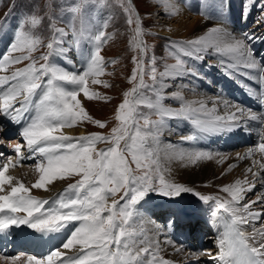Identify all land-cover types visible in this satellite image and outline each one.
I'll list each match as a JSON object with an SVG mask.
<instances>
[{
    "label": "snow or ice",
    "instance_id": "obj_1",
    "mask_svg": "<svg viewBox=\"0 0 264 264\" xmlns=\"http://www.w3.org/2000/svg\"><path fill=\"white\" fill-rule=\"evenodd\" d=\"M82 3L99 7L105 0H82ZM246 9L258 10L264 16V0H243L242 20ZM124 11L128 14V25H136L131 43L146 56L148 46L143 39L142 20L138 13L133 18L130 6ZM201 11L203 13V9ZM80 12L81 5L72 8L74 18ZM41 21L42 18L36 15L22 18L15 26L6 50L0 53V70L5 72L9 65L29 61L25 67L0 76V115L6 119L7 125L18 126L16 135L22 141L4 144L3 138L9 133L7 125L0 122V146L9 148L15 154L14 157H5L0 153V233L22 226L41 234L61 233L65 229L68 232L60 246L44 256L27 255L24 259V253L10 255L6 250H0V264H175L158 255V241L140 238L130 221L135 217L136 206L150 195L178 202L186 194L209 205V224L215 228L222 223L223 231L219 234L220 251L214 257L206 250L189 247L183 242L175 247V251L185 254L184 264H200L203 256H209L220 264H264V227L246 230V226L264 217V212L252 207L258 202L264 204V195L244 203L246 194L256 187L254 181H264V177L249 167L247 171L252 172L254 179L245 177L224 185L221 191L227 197L202 194L195 187L167 180L159 158L145 148L146 138L157 139L166 121L171 119L190 121L191 134L181 138L189 142H197L209 135L243 134L248 132V122L254 121L258 125V141L243 156L236 153V157L238 160L248 159L258 152L264 159V57L258 61V53L254 49V43L264 44V35L256 31L236 35L221 23L208 28L195 39L172 40L171 37H164L176 63L166 65L164 72L160 73L161 77L167 78L191 76L203 80L201 68L205 65L216 67L208 65L207 60V57L215 58L229 78L244 75L257 84L258 90L252 91L261 106L260 111L242 108L223 99L222 95L188 101L179 91L171 94L180 102L177 108L161 104L159 95L156 102H152L142 92L143 88L149 87L144 81V61L133 57L137 65L130 77L133 87L124 93L125 98L115 113L118 126L112 128L109 134L92 132L77 137L67 134L64 129L84 121L100 128L106 127L105 121L93 119L88 114L79 97L83 94L86 99L93 100L101 96V93L90 89V81L109 86L107 81L99 79L105 74L106 64L114 63L106 61L102 55L109 35L103 30L105 26L93 32L83 22L79 29L73 25L72 47L78 50L82 39L87 40L91 47L83 54L80 67L73 65V70L69 71L50 61L52 56L69 51L63 46V37L68 33L56 27L54 22L50 23L53 38L45 45L33 31ZM256 23L264 25L262 20ZM2 30L3 22H0ZM42 46L47 51L38 58L43 63H38L31 54ZM188 58H191V64ZM149 59L151 79L155 82V57ZM138 77L139 82L136 83ZM208 100L212 102L210 109ZM141 104L154 110L159 119L151 120L140 113ZM141 118L144 119L143 125L139 123ZM98 144L106 146L98 149ZM126 153H131L136 170L144 169L142 172L132 168ZM176 157L190 165L217 157L219 163L228 159L226 155L196 147L187 152L177 151ZM25 161H35L32 168L37 179L31 186H26L11 174L12 169L22 166ZM252 163L256 165L258 162L253 160ZM258 166L264 171V163ZM233 167L235 165L230 164L228 170ZM74 177L79 179L69 183L54 197L45 199L32 195L33 188L48 191L56 181ZM261 188H264V182ZM121 192L119 200L115 199ZM182 211L171 212L164 226L177 228ZM165 243L174 244L170 239H166Z\"/></svg>",
    "mask_w": 264,
    "mask_h": 264
},
{
    "label": "rangeland",
    "instance_id": "obj_2",
    "mask_svg": "<svg viewBox=\"0 0 264 264\" xmlns=\"http://www.w3.org/2000/svg\"><path fill=\"white\" fill-rule=\"evenodd\" d=\"M18 1V6L19 8L17 9V12L19 15L14 14L9 12L7 15V18L5 19V16L3 20L6 22H10V20L13 18L14 20V27H13V32L15 31V26L18 24V22L24 18L25 16L29 15H36L38 17L42 18L41 23L33 29L34 33L36 35H39L41 39L44 41V44H46L49 40V36L51 35V38H53V33L50 32L49 34L46 32L47 28H50V23H55V26H61L58 28H62V24L65 22L62 19H65L71 28L73 25L78 24L79 19L82 14L83 4L81 3V12L74 14L72 12L70 13H65L64 9H61L63 11L60 12V8H58V5L61 4L60 2L62 1H70L73 4H69L70 8L75 7L74 3L79 0H37V4L35 3L34 0H16ZM134 5L137 7V9L140 11L139 17L142 20V25L141 27H144V37H146V40L148 41V50H147V55L145 56L138 54V49L134 48L133 44L131 43L134 32L133 29L135 28V24L132 26H129L127 23L128 19V14L125 13L124 8L125 7H131L132 6L129 4L128 0H123V3H121V0H105V3L103 4L104 8H106L110 13V22L108 24L106 32H109V35L111 36L108 39V42L104 48L103 55L106 58L107 61H114V63H108L105 67V74L100 76L99 79L102 81H107L109 86L105 87L103 84H92L91 81L90 83V89L93 91H97L101 93V96L99 98H95L93 100H88V99H83L85 101V109L87 110L88 114L93 117V119H99L102 121L106 122V127L100 128L98 125L84 121L80 123L78 126L74 127L72 129L73 132H79V133H84L92 130H97V131H103L105 133H111L112 128L117 127L119 122L115 119V113L118 109V106L122 101L124 100V93L127 92L129 89L133 87V82L130 81V77L132 75L133 69L136 68V63L133 60V57H137L138 59H143L144 65H145V73H144V81L149 87H145L142 89L144 97H146L148 100L151 101L152 97L148 98L146 95L150 94L152 91H156L159 94V97L162 98L163 96H168V100H171L173 102H176L177 100L172 97L173 92L179 91L181 95L185 98V100L188 101H193V100H200V99H207L209 96L205 95L202 91L197 90L195 93L192 94L189 92L186 87L188 84H185L183 82H179L177 79L179 78H167V77H161L160 73L164 72L166 65H172L174 64L172 61V57L170 56L168 49L169 45L164 43L165 40L163 38L165 36H172L174 40H189V39H195L197 36H200L204 34V32L207 31L208 28L214 26V25H219L222 22H220L217 17L211 16L212 18H206L207 15L204 13H200L197 10L200 9V5L195 0H188L186 2L187 7L192 6L190 9V14L191 18L189 21L192 22V24H198L197 20L195 18L202 19L203 21H206L208 24L206 28H200L197 29L198 35L196 32L194 33V30H196L195 27H187L186 25L181 27V30H174L173 28L171 29L172 23H177L179 20H174V19H184L186 18V14L183 13L182 16H178V14L174 15L175 13H166L165 11H168L169 9L165 7V4L162 3V0H132ZM188 2H190L188 4ZM73 6V7H72ZM0 7H2V0H0ZM66 7V5H65ZM237 8H241L242 5L237 4ZM58 8V9H57ZM58 10V11H57ZM107 11V12H108ZM247 11V9H246ZM255 11V10H251ZM59 12V13H58ZM108 12V13H109ZM29 13V15H28ZM51 13V15H50ZM162 13V14H161ZM251 13V12H250ZM95 12H92L90 10H86L83 14V21L80 23V27L82 26V22L85 26L91 27L92 31L95 29ZM67 18H65V17ZM132 16L134 18V13L132 9ZM228 18L227 23H223L228 29H230L232 32H234L236 35V31L234 26L229 23L232 20L231 15L226 14L225 15ZM48 17H51V19H48ZM180 17V18H179ZM159 20V21H158ZM5 22H3L4 24ZM196 26V25H195ZM65 29V28H63ZM44 30V31H43ZM67 32V30L65 29ZM12 32V33H13ZM183 32H187V35H182ZM68 33V32H67ZM175 33V34H173ZM14 34V33H13ZM173 34V35H172ZM70 35V34H69ZM72 36V35H71ZM0 37L2 39L6 40V35L4 34L3 31H0ZM172 39V38H171ZM85 40V39H84ZM173 40V39H172ZM46 41V42H45ZM87 41V40H85ZM75 48V47H74ZM260 50H259V49ZM264 46L258 44L255 45L254 49L257 53L262 54V57H264ZM84 50L88 51L89 50V45L88 41L85 43ZM45 53V47H40L37 51L33 52L31 55L34 57V55H41ZM27 54V53H25ZM55 56V55H54ZM155 57V66L157 68V80L155 82L152 81L151 79V64H150V57ZM39 58V57H38ZM53 58V56L50 58ZM78 59V57L76 56ZM260 57H257V60L259 61ZM208 62L214 61L215 58L212 57H207ZM39 61V60H38ZM80 62L82 60L79 59ZM43 63V61H39ZM29 63L28 60L22 61L19 64H12L9 65L8 67V72L11 73L14 71L16 68H23ZM192 61L189 63L191 64ZM214 65H216L214 63ZM216 69H218L217 73H219V70H222V67L216 65ZM216 73V72H214ZM234 79L240 81V75H234ZM189 87V86H188ZM220 95L219 93L216 95ZM139 112L148 116L151 120H157L156 117L150 112L146 104H141L139 106ZM2 115H0V119L4 120L6 123V119ZM141 124H144V119L139 120ZM7 124V123H6ZM85 128L84 132L81 131V128ZM188 135L191 134L190 131L192 129L188 128ZM9 125H8V130L9 131ZM64 131L67 134H70L72 131L68 129H64ZM17 131H15V134ZM12 133H9V135ZM162 135V138H157L153 140L151 136L147 137V141L149 145V149L153 151L154 156L159 158V162L161 165V168L163 170V174L165 175V178L169 181L172 182H178L182 184H186L185 180L187 177V173H183V175L178 178L174 175H176L177 170L183 169L188 171L189 173L193 172L196 176V181L194 182L195 184H186L190 185L191 187H195L197 191H200L202 194H212V195H220L221 197H226L227 194L221 192V189L223 185L230 184L231 181L237 179H244L246 174H244L242 165L241 163H237L238 160H233V158H236L235 155H233V151H238V150H246L244 148H239L238 146L233 145L232 147L228 145V143H224L221 149H224L225 146L228 145L226 149H229V152H227L226 156H228V159L225 160L223 163L218 162V157L214 160L211 161H203L199 162L196 165H190L187 163V161H182L176 157V152L177 151H184L187 152L188 150H185L183 148L178 147V143H187L188 141H183L182 139H178L176 141H173L172 138L175 137V135L172 133L171 128L169 125H165L161 131L160 134ZM14 135L8 136L4 138V141H10L7 140ZM179 137H184L180 135ZM219 135H210V139L218 138ZM220 139V138H219ZM251 140H254L255 144L258 141V137L256 135H251L250 137ZM13 140V139H12ZM203 139L199 140L198 143H202ZM14 142V140H13ZM223 141L220 142V144ZM9 144V143H8ZM213 146L217 145L213 141ZM189 145V144H188ZM1 147V146H0ZM236 147V148H235ZM234 148V149H233ZM214 152V151H213ZM215 153V152H214ZM234 156V157H233ZM256 156V155H254ZM232 164L235 165L230 171L228 170V166ZM135 169L136 166L133 164ZM252 167L256 169L255 165L252 164ZM241 169V170H240ZM142 170V169H139ZM181 170V171H183ZM241 172L240 174L238 172ZM20 172L24 173L25 179H27L26 174L24 169H21ZM243 174V175H242ZM235 175V176H234ZM22 180L25 181V179L22 178V175L20 176ZM247 177V176H246ZM249 180H253L249 178ZM37 179V175L31 180H28L25 183L26 186H31V184L34 183V181ZM74 179H79V177H74L71 179H67L66 182L67 185L69 183H72V180ZM231 179V180H230ZM233 179V180H232ZM178 180V181H177ZM182 180V181H181ZM229 181V182H228ZM260 181V180H259ZM65 182V183H66ZM226 182V183H225ZM255 182V181H254ZM257 182V181H256ZM255 182V183H256ZM262 182V180H261ZM221 183V184H220ZM225 183V184H224ZM258 183H256V187ZM65 185V184H64ZM197 185V186H196ZM199 185V186H198ZM261 186V185H260ZM213 187V188H212ZM220 188V189H219ZM64 189V186H62L60 189H58V193L62 192ZM264 189V188H263ZM262 188H257L256 190L252 191L251 194L253 197L263 195V190ZM206 192V193H205ZM217 192V193H216ZM57 193V194H58ZM258 193V194H257ZM260 193V194H259ZM226 196H225V195ZM35 196L40 197L39 195L35 194ZM192 196L191 194H186L181 200L178 202H173V203H167V205L172 209V211H176L179 209V202L182 201H191L188 203V205L191 203L194 204L198 203L199 201L195 197H188ZM42 197V196H41ZM40 197V198H41ZM188 198V199H187ZM191 198V199H190ZM193 199V200H192ZM195 199V200H194ZM198 201V202H197ZM165 204H162L160 206V209H162V206H167ZM186 205V204H184ZM183 205V207H184ZM189 205V206H190ZM144 206L149 208L150 210H153V206L151 203H147ZM182 207V208H183ZM167 208H165L166 210ZM171 213V212H170ZM149 215V214H148ZM190 221L192 223H195L197 218H193ZM152 221H154L153 218H151ZM152 221H147V226L152 225ZM155 222V221H154ZM256 224L260 227H264V217L261 218ZM151 229L153 227L151 226ZM172 237H175V240L177 241L178 238L187 236V233L184 234V230L181 226L180 218H179V226L173 227L170 229ZM154 230H152V233ZM203 232H200V234ZM205 237H208L207 234ZM182 240V239H181ZM192 240V239H191ZM210 246H207V248H213V241L210 239L209 240ZM161 244V242H160ZM1 249L3 248L2 245L0 246ZM16 249H9V251H15ZM21 250H18L20 252ZM31 253L33 254L34 252ZM22 253V252H20ZM172 253V254H171ZM178 252L174 251H169L168 257L170 259H173L175 255H177ZM172 255V256H171ZM160 256V255H159Z\"/></svg>",
    "mask_w": 264,
    "mask_h": 264
},
{
    "label": "bare ground",
    "instance_id": "obj_3",
    "mask_svg": "<svg viewBox=\"0 0 264 264\" xmlns=\"http://www.w3.org/2000/svg\"><path fill=\"white\" fill-rule=\"evenodd\" d=\"M188 0H162V3L165 4V7H167L169 10L168 11H165L166 13H175L174 15L178 14V16H182L183 13L186 14V18L184 19H174V20H179L177 23H172L171 25V29L173 28L174 30H181V27L185 26L186 25V28L189 27H195L196 30H194V33L197 32V29H200V28H206L207 26V22L206 21H203L202 19H199V18H195V20H197L198 24H192L191 21H189V19L191 18V15L190 14V9L192 8V6L190 7H187L186 5V2ZM196 1V0H195ZM190 2H188L189 4ZM199 5V4H198ZM182 10L185 11L182 13ZM248 11V10H247ZM249 13L253 12V11H248ZM162 14V13H161ZM245 14H247L245 12ZM183 17V16H182ZM180 18V17H179ZM159 21V20H158ZM196 25V26H195ZM187 32H183L182 35H187L186 34ZM175 34V33H173ZM172 34V35H173ZM200 35V34H198ZM63 40H64V47L69 49V51L64 54V55H55L53 56V58L51 59V63L55 64L56 66L58 67H65L67 68L69 71H72L73 70V65H75L77 68L80 67V64L81 62L79 61L82 60V56L83 54H85L87 51L84 50V47H85V43L87 41H85L84 39H82L80 41V45H79V49L77 50L76 48L72 47V43H73V40H72V36L68 35L67 36H64L63 37ZM259 49V48H258ZM257 49V50H258ZM256 50V51H257ZM260 50V49H259ZM76 56L78 57V59L76 58ZM260 57H262V54H260ZM222 95V94H220ZM217 97V96H216ZM223 97V95H222ZM81 100H82V103H83V106L85 105V101L83 99H85V97L83 96V94H81V96L79 97ZM224 99V98H223ZM222 106V105H221ZM223 107V106H222ZM4 119V118H3ZM4 121V120H3ZM7 123V122H6ZM7 125V124H6ZM9 131L8 133H14V131H18V126H12V125H9ZM84 129L85 128H81V131L84 132ZM254 135V134H252ZM11 136V135H10ZM15 141V140H14ZM251 142H255L254 140H251ZM257 143V142H256ZM234 145L235 146H238L239 145V141H234ZM232 147V146H231ZM236 148V147H235ZM234 149V148H233ZM246 149V148H245ZM247 151L246 150H236V151H233V155L236 156V153H240L242 156L244 155V153ZM257 154V153H256ZM255 154V155H256ZM258 156V155H257ZM261 156V155H260ZM234 157V156H233ZM255 156H252L248 159H243V160H238L237 157L236 158H233V160H238L237 163H241V167L243 169V173L246 174V176H253L252 175V172H248L247 169L249 167H252V161L255 160L257 161L258 163L255 165L256 169H253V172H257L259 173V175H264V171H262L260 168H259V164L260 163H264V161H262L261 159H258V158H254ZM183 169H179L176 172V177L180 178L183 173H187V177L185 180L186 184H195L194 182L196 181V176L193 172L189 173L188 171L186 170H183ZM241 170V169H240ZM239 174L241 173L240 171L238 172ZM243 175V174H242ZM262 175V176H263ZM235 176V175H234ZM245 176V177H246ZM261 176V177H262ZM238 178V177H237ZM235 178V179H237ZM251 179V178H250ZM231 180V179H230ZM233 180V179H232ZM243 180V179H242ZM178 181V180H177ZM182 181V180H181ZM235 181V180H234ZM234 181H231L230 183H233ZM35 182V181H34ZM66 180L64 181H56L55 183H53L52 185L49 186V190L48 191H45V190H42V189H35L33 188L32 189V195L35 196V194L39 195L41 198L45 197V196H48L50 194H54V192H56L58 189H60L62 186H64ZM229 182V181H228ZM261 185V180L258 181ZM226 183V182H225ZM224 183V184H225ZM221 184V183H220ZM32 185V184H31ZM258 185L256 187V189L259 187L261 188V186ZM190 186V185H189ZM197 186V185H196ZM199 186V185H198ZM224 186V185H223ZM213 188V187H212ZM220 189V188H219ZM263 189V188H262ZM255 190V189H254ZM253 190V191H254ZM222 192V191H221ZM261 192H263V195H264V189L261 190ZM206 193V192H205ZM217 193V192H216ZM252 193V192H249L246 194V197H245V202H248V201H251V200H256L257 196L255 195V197H253V195L251 194V196H249V194ZM208 194V193H207ZM210 194V193H209ZM258 194V193H257ZM260 194V193H259ZM225 195V194H224ZM226 196V195H225ZM261 196V195H260ZM188 197H192L193 196H188ZM224 197V196H223ZM227 197V196H226ZM188 199V198H187ZM191 199V198H190ZM193 200V199H192ZM195 200V199H194ZM191 201L187 200V201H182V202H179L180 206H179V209H183L184 210V207L183 205L184 204H188L190 203ZM198 202V201H197ZM194 204L191 203V205L189 206L188 210L185 211V214L188 216V217H191V219H195V218H198V217H204V218H207L210 220V216H209V213H210V206L209 205H205L201 202H198V203H195L193 202ZM185 206V205H184ZM183 207V208H182ZM253 209L256 210V211H262L264 212V204H261V203H256V204H253L252 205ZM165 208H167V206H162V209L161 210H165ZM146 216H148V214H146ZM148 221H152L151 220H148ZM181 222V221H180ZM258 222V221H257ZM156 222L152 221V225H150L151 223H149V226H147L150 230V236L152 237V241H158L159 242V248H160V251H159V254L160 257H163L164 259H167V260H171V261H174L175 264H182L185 260V254L184 253H181V252H178L177 255L174 256L173 259H170L168 257V253L169 251H174L175 249L172 247V245L174 244H167L165 243V240L166 239H170V237L168 236H172L171 235V231L170 229L168 230L167 232V238L165 239H162L158 236V233H157V230H156V225L154 224ZM146 225L147 224V221L145 223ZM151 226L153 227V229H151ZM182 226V225H181ZM206 226H208L209 228H211L212 226L209 224V221H207L206 223ZM72 226H70L71 228ZM252 227H256L258 228L259 226L256 224V222L253 224V225H250V226H246V230L247 231H251V228ZM172 229V228H171ZM152 230H154V232L152 233ZM67 233L68 230H63L61 233H54V234H41V233H38V232H31L29 234H19V235H16V234H3L1 237L4 238V241H5V244L8 245V251L9 249H16L18 246H24L29 248V249H33L32 252H34L32 255H37V256H44V255H47L48 252L56 247H59L61 242L64 240L65 236L67 234H65V232ZM184 234H186V232H184ZM206 232L204 231L203 233L200 234V237L195 241V243H199L198 246H195L197 248H201L202 250H206L208 253L211 254V256L214 254V253H217L220 251V248H219V243H216V242H213V245L214 247L213 248H207V246H210L209 243H210V239L211 237L207 236L208 237H205L206 236ZM186 236L184 235V237H180V238H185ZM200 239V240H199ZM171 240V239H170ZM173 241V240H172ZM175 243L177 244V241L174 239ZM182 242L184 241V239L181 240ZM189 241H192L190 238L186 239L185 240V243H188ZM161 242V244H160ZM193 242V241H192ZM194 243V242H193ZM202 244V245H201ZM178 245V244H177ZM1 246V245H0ZM179 246V245H178ZM3 247V246H2ZM172 254V253H171ZM172 256V255H171ZM214 256V255H213ZM206 256H203L201 257V259H204ZM24 259H26V256H24ZM220 264V263H219Z\"/></svg>",
    "mask_w": 264,
    "mask_h": 264
}]
</instances>
